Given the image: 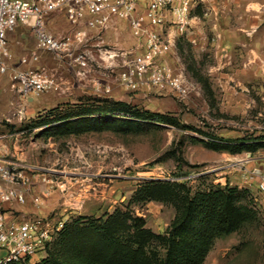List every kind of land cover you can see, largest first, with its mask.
Returning a JSON list of instances; mask_svg holds the SVG:
<instances>
[{"label": "rangeland", "instance_id": "rangeland-1", "mask_svg": "<svg viewBox=\"0 0 264 264\" xmlns=\"http://www.w3.org/2000/svg\"><path fill=\"white\" fill-rule=\"evenodd\" d=\"M194 15L200 19L192 30L176 36L161 59L185 74L191 92L184 98L121 83L126 62L144 51L126 29L101 45L115 57L96 61L90 87L87 75H73V61L56 59L55 78L59 84L69 81L70 90L25 98L11 72L0 77V146L4 154L18 146L27 162L44 168V202L38 206L30 198L35 210L44 208V219L67 225L79 217L106 219L119 209L164 234L176 207L134 200L145 183L187 182L195 193L217 185L244 187L247 173L264 171V0H210ZM74 81L84 87L73 86ZM78 101H106L103 107L126 103L133 111L169 116L173 122L118 123L105 112L102 118L82 119L88 129L81 133H67L79 125L77 119L71 130H60L62 122H47L79 113V108H57ZM213 140L244 147L230 152ZM248 190L246 203L253 209L254 199H261L257 182ZM253 213L237 231L215 240L204 264H264V212ZM17 214L20 220L40 216L32 209ZM46 256L41 252L18 264H36Z\"/></svg>", "mask_w": 264, "mask_h": 264}, {"label": "built area", "instance_id": "built-area-1", "mask_svg": "<svg viewBox=\"0 0 264 264\" xmlns=\"http://www.w3.org/2000/svg\"><path fill=\"white\" fill-rule=\"evenodd\" d=\"M208 0H0V77L11 72V79L19 93L27 98L46 91L60 90L54 70L47 66L34 69H16L11 66L13 54L9 49L8 35L19 23L27 24L39 50L53 55L58 61H73L78 76H85L97 55L115 57L104 51L103 39L92 47L91 38L79 25L85 23L89 30L106 31L116 19L125 21L130 33L138 39L144 51L134 61L124 65L120 81L132 89L142 85L172 92L184 98L191 92L185 74L176 73L163 59L169 54L170 44L178 35L190 30L192 23L200 19L195 11ZM145 2V4H144ZM55 13H63L74 27L60 35L48 28V19ZM89 17L86 18V15ZM117 55V54H116ZM125 56V55H124ZM32 59L39 60L33 53ZM103 59V58H102ZM27 57L22 63H28ZM40 176L44 182V168L25 162L0 159V264L19 263L46 253L65 223L54 224L43 216L26 220L11 219L4 205H25L28 198L42 205V194L33 195L34 178ZM257 182L261 199H254L253 209L264 212V171L256 170L244 176V187L250 189Z\"/></svg>", "mask_w": 264, "mask_h": 264}, {"label": "trees", "instance_id": "trees-1", "mask_svg": "<svg viewBox=\"0 0 264 264\" xmlns=\"http://www.w3.org/2000/svg\"><path fill=\"white\" fill-rule=\"evenodd\" d=\"M105 102L66 103L57 108L81 110L47 122H62L60 130H71L70 126L77 119L79 125L67 133L86 131L88 125L84 120L93 115L102 118L105 112L118 123H154L157 119L167 124L173 122L169 116L133 111L126 103L107 102L105 105L113 107H103ZM212 144H222L230 152L244 147V144L241 147L238 143L218 140H213ZM249 194L248 189L228 184L193 193L187 182H147L137 191L134 200L171 203L176 207L175 219L164 234L146 228L144 218L119 209L106 219L96 221L79 217L64 225L57 235L58 247L52 249V243L47 256L36 264H204L215 240L237 231L254 214L247 204L251 201Z\"/></svg>", "mask_w": 264, "mask_h": 264}, {"label": "crops", "instance_id": "crops-1", "mask_svg": "<svg viewBox=\"0 0 264 264\" xmlns=\"http://www.w3.org/2000/svg\"><path fill=\"white\" fill-rule=\"evenodd\" d=\"M210 2V0H208ZM145 4V2H144ZM89 17V14L86 15V18ZM196 22V21H195ZM48 28L56 35L63 34L65 32L71 31L74 27L71 25V23L68 21L67 16L63 13H55L53 14L49 19H48ZM79 29H83L87 32L88 36L91 38L90 40V45L91 47L98 43L100 39H103L105 43H111L114 39H118L120 37L121 33H123V29L128 30L127 23L125 21H121L116 19L114 23L110 26L109 29L106 31H99V30H89L85 23H82L78 27ZM193 26L190 28L188 32L192 30ZM173 33L176 36H180L177 34V32L174 31L173 27H171ZM187 34V33H185ZM8 45L9 49L13 54V59L11 61V66L16 69H34V68H39V67H44L47 66L48 68L56 71L58 68L54 69L52 68L53 66V61L56 59L53 55L49 53H45L42 50H39L37 47V40L31 30V28L24 23H19L17 25V28L14 32L9 33L8 35ZM33 53H38L39 54V60L34 61L32 59V54ZM27 57L29 59L28 63H22V59ZM103 58V59H102ZM121 58V57H120ZM54 59V60H53ZM111 60L108 56L103 55L102 57H99L97 55V60ZM57 60V59H56ZM121 60V59H120ZM96 62L94 61L91 63L90 69L87 72L88 76V86H91V83L94 84V80H91L93 77V74L95 73V66ZM72 70L73 75H77V69L74 67ZM71 73V74H72ZM77 77H80L77 75ZM79 81L80 79H76ZM77 83V84H76ZM61 90H70L69 81L61 82ZM82 86L81 83H78L74 81L73 86ZM79 103V101L77 102ZM3 149L0 146V159L2 160H9V161H14V162H27V153L23 152V149L21 150L20 147L14 146L13 150H10L9 153H3ZM44 182L42 181L40 176H35L34 178V188H33V194H37L38 192H43L44 191ZM31 197L28 198V204L25 206H21L20 204L17 203H6L4 205V208L8 214V216L13 219V220H19V214L20 211L24 209H32V212H38L40 216L44 217V208H40L39 210H35V206L32 205ZM44 202V201H43ZM26 216L25 214H22L20 216ZM5 254L4 251L0 250V256H3Z\"/></svg>", "mask_w": 264, "mask_h": 264}]
</instances>
